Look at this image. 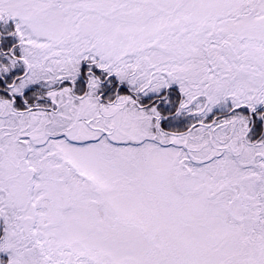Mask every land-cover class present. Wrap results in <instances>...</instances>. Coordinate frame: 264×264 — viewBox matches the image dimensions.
Instances as JSON below:
<instances>
[{"label":"snow or ice","instance_id":"1","mask_svg":"<svg viewBox=\"0 0 264 264\" xmlns=\"http://www.w3.org/2000/svg\"><path fill=\"white\" fill-rule=\"evenodd\" d=\"M0 264H264V0H0Z\"/></svg>","mask_w":264,"mask_h":264}]
</instances>
